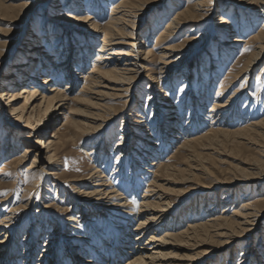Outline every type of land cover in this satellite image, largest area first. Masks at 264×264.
I'll use <instances>...</instances> for the list:
<instances>
[{
    "label": "bare ground",
    "instance_id": "obj_1",
    "mask_svg": "<svg viewBox=\"0 0 264 264\" xmlns=\"http://www.w3.org/2000/svg\"><path fill=\"white\" fill-rule=\"evenodd\" d=\"M16 1L0 0V24L3 21L5 22L7 17L16 15L15 12L21 11L26 15V20H17V27L19 28L16 32L17 38L14 41L16 47L20 41L21 44L23 43L22 49L19 51L22 53L23 58L21 61L19 59L16 62L15 67L10 69L9 74L0 77V112H10L19 125L16 126L22 128L23 126L20 127V124H24L23 128L26 129L27 133H22L24 136L21 138L12 135V133H10L11 135L8 134L7 136L10 138H7L0 145V158L26 146L23 152L11 157L10 163L15 168L20 169L25 165L30 155L36 152L34 162L28 168L32 171L35 170L39 175L54 178L57 176L55 171L58 161L55 147L58 143L61 144L63 133H73L69 140L66 139L68 142L77 138L76 134L78 132L81 139L89 133L105 128L104 123L111 122L112 117L107 119L109 115L116 116L122 109L125 110L124 107L132 98V91L136 87V82L142 78L144 71L148 69L150 62H152L151 58L154 57L152 51L145 53L149 30L145 33H137L138 29L136 30L135 23L138 12L148 6L150 7V5H155L159 0H120L112 5V13L106 26L100 25L98 22L100 18L97 14L93 17L92 14L88 13L87 16L81 19L89 26V34L87 33L84 40H77L68 34L67 31H70L68 24L73 20L68 22L67 20H59L54 16L55 18L52 17L50 20L51 23L61 22L60 25L65 24L64 27L68 29L67 31L57 30L59 34L56 38L57 44L60 43V41L58 42L59 38L64 41H61L57 48L47 47L48 37H51L52 34L50 36H47V33L44 32L41 34L39 29L32 32L31 41H26L29 37V32L26 30L31 14L41 5L46 7L50 0L31 2V4L30 0H23L15 4ZM112 1L114 0H64L63 2L61 0L54 2L53 0L50 3V8L54 12L61 10L64 16L74 15L73 19L77 20L78 18L75 15L80 12L84 10L91 12L94 8L102 10L104 3ZM224 1L240 3L239 7L242 9L253 8V14L244 18L240 16L239 12H236L239 25L233 28L228 24L227 30L223 33L224 36L217 37L212 48L208 50L209 55L203 56L202 60L196 62L195 65L193 63L191 67H186L185 71L179 70L182 68V64L189 60L191 56L190 54L188 56L184 55L179 60L176 59L177 62L170 61L179 52L178 47L171 44L175 43L172 37L176 36L187 24H194L192 32L197 33L195 27L199 20H196V18L204 12V8L211 1L191 0L193 4L185 10H177L174 18L167 22L166 28L161 32L158 42L162 43L163 47L165 43L171 45L168 44L162 51L160 64L163 65V68L160 69L159 78L154 79L153 84L157 88L153 89V94L150 95V100H154L153 106L154 113L157 114V121L149 125L145 120H142L139 114L140 107L137 106L136 111L130 112L131 114L127 113L125 119L129 120L124 121L127 123L124 128L126 129V135L122 137L120 143H117L115 149L118 150L119 154H125L129 157V165L132 168L129 175L126 173L128 176L125 179L128 183L123 186L124 190H117V188L112 187L109 176H106L104 170H102V166L107 165H104L102 159L111 158L110 156L113 154H110V144H98L93 151L88 150V152H85L88 157L95 154L96 159L102 158L98 167L95 168V171L86 179L84 184L86 190L91 192L85 194L82 203L78 201L79 198H77L78 200L74 198V202L69 193L65 195L66 200L64 201L67 202V205L71 204L70 208L67 209L69 210V218H66L71 224L66 226L61 224L62 221L59 222V220L55 224L48 221V224L52 226L50 227L48 224L45 225V222H40L38 231L45 229V226H49V230L51 229V232L39 231L42 235L35 232L36 228L29 227V231L25 234L23 240L18 241V237L14 238L18 244V249L15 252L12 251V254L7 257L8 250L10 251L13 247V244L11 247L6 240L9 237V232L6 229H8L7 227L10 226L11 222L7 220L0 222V264H21L24 262L25 264H35L36 262V264H123V262L124 264H188L190 260L200 256L208 255L207 257H210L222 252L224 248L226 250L230 249L241 239H249L254 232L263 231L261 224L264 221V195H261L255 203H244L241 209L234 212L232 210V194L237 191V188L232 191L231 188L233 187L230 186L233 182L237 183L239 179L226 182L228 185H223V183L211 184L212 186H209V188L212 189L203 192L202 198L205 197L206 199H203L204 204H202V208H199V211L203 210L210 216H208L205 223L198 225H191L188 222L187 228L181 230L182 221L187 220V218L183 219L182 214L174 217L176 210L173 207V199L182 194L183 190L167 189L165 185H175L177 187L193 183L198 176L197 173L211 177L210 170L206 168L205 162H203L204 155L198 152V150H212L205 148L208 141L214 147V143L219 138L239 137L241 140L246 141L248 145L257 146L256 142H258L260 136L264 137V122H252L244 128L241 125L236 131L231 130L232 127L237 126V122L242 121L245 117L242 119L237 112V94L224 101L227 98L222 96L223 93L219 98H216L214 108L209 112L213 120L210 123L211 128L209 131H206L203 135H200L201 133L198 136L191 135L194 131L196 132L206 125L207 119L203 114L212 93L213 74L217 70L215 66L217 64L216 58H219V61H225L238 45L247 44L250 40H253L252 43L256 44L255 50L242 71L250 73L264 54V21L263 28L256 36H252L250 40L242 37L244 32L252 30L258 23V18H264V0ZM220 5L226 12L225 2ZM4 33L5 31L0 29L1 37ZM100 34L104 35L102 45L95 51L93 43ZM231 36L235 37L231 39ZM41 41L43 42L42 46L39 44ZM25 42L27 43L25 44ZM2 46L1 43L0 55H2ZM13 55L15 53L8 52L7 58L3 60L4 64ZM90 59L93 60L94 67L84 73ZM3 62L1 63L0 59V69L4 67ZM176 63H178L176 72L170 77L166 76L169 74L167 71L175 67ZM180 76H183L184 82L182 84L185 88L193 87L195 82L197 84L196 91L187 96L185 101L187 100L186 105L196 111L198 110V115L191 113L192 115L187 122L182 119V115L179 117L177 111L180 108L171 103L172 98L170 97L173 90L172 84ZM2 80H6L7 85L1 84ZM170 80H172L171 85L168 84ZM64 83L66 85H63ZM78 85L80 86V92L75 96L73 92ZM19 88H22V90L18 92ZM7 97H9L8 103L4 105L3 102L2 104V100L6 101ZM20 100H23L24 103L18 105ZM125 100L127 101L124 102ZM72 104L84 107L82 111L75 113L76 116H79L80 121L65 122L62 128L56 130L55 126L58 118ZM121 104L122 108L118 111L117 105L120 106ZM136 119L140 121L138 122ZM130 121L135 124L138 122L140 128H134H137L140 132L129 133L127 131L129 127H133ZM51 130H54L53 136L47 138V133ZM13 133L16 132L13 131ZM182 137L184 141L177 146V155H171L166 164H161L162 160L159 165L155 162L151 163V167H158L157 170L149 171L148 163L152 159L161 158L171 149L175 144L174 142ZM66 138L68 137L66 136ZM125 139L129 143H124ZM257 147L263 160L258 161L259 165L249 166H261V168H255L257 171V174L254 175L255 178L248 171H243L242 174L253 178L246 177L248 180L253 181L256 179L264 182V144ZM180 152H188L187 160L191 164L187 171L189 172L186 176L188 178L183 179L184 181L182 180L181 183L175 182L172 177L183 174L186 170L172 168L173 166L170 164V160L175 159ZM158 172H165L166 178L160 179L161 176ZM152 173L154 179L148 183L144 194L137 200L138 207H136L137 205H133L131 199L139 196L138 192L143 186V182ZM3 174L0 171V177ZM242 182L244 181L239 180L237 185ZM247 183L252 182L245 181L242 184ZM220 188L221 190L226 189L223 192L225 193L224 199L221 201L216 199V191H220ZM210 192H213V194ZM71 199L72 202H70ZM7 200H0V205L7 203ZM137 201L135 202L137 203ZM74 203L80 205L81 212L77 216H69L70 210L72 211V207L75 205ZM233 203L235 202L233 201ZM207 205L209 207L206 208ZM44 206L41 205L43 210H36L38 216L45 214V212H49L53 216L50 208ZM197 206L198 203H191L186 210ZM221 206H224V208L221 212H218ZM186 210L185 212H187ZM86 213L87 215L84 216ZM188 213V216H190L188 220L191 221V217H194L195 213L192 211H188ZM3 217H0V221L3 220ZM87 219L90 220L83 226ZM195 221L194 223H196ZM32 225L36 226L35 224ZM134 225L136 226L135 229L132 227ZM169 229L174 233L167 232ZM77 231L80 234L77 239L72 237L71 241L62 243L61 246L55 248L57 245L54 242L56 241V235L66 233L67 236H71L75 235ZM150 232L153 233L151 236L149 235ZM108 233L110 236H108ZM148 236L150 237L145 240ZM249 241L247 247L252 248ZM212 247L213 249L216 247V249L209 250ZM251 248L247 251L250 253L249 256L252 257ZM171 250H185L187 253L182 255L176 252L175 254V251L169 252ZM20 251L24 252L25 255H20ZM263 258L264 256L258 254L255 257V262L259 260L260 264H264ZM202 261L204 260L202 259ZM255 262L249 261V264H255ZM225 264H230V262H225Z\"/></svg>",
    "mask_w": 264,
    "mask_h": 264
},
{
    "label": "rangeland",
    "instance_id": "obj_2",
    "mask_svg": "<svg viewBox=\"0 0 264 264\" xmlns=\"http://www.w3.org/2000/svg\"><path fill=\"white\" fill-rule=\"evenodd\" d=\"M21 1L23 0H17L15 4ZM40 1L42 0H34V1L30 0L29 2L31 4V2H40ZM52 1L53 0H50L46 7L43 5L39 6L31 14L30 20L28 22V27L26 30L29 32V37L26 39V41H31V37H33L32 32H35L36 30L39 29L41 34H43V32L47 33V36H50V34H52L51 37H48L49 41L47 47L57 48L58 44H60L62 41L59 38L58 42L60 41V43L57 44L56 42L57 41L56 38L59 35L57 33V30L62 29L67 31L68 29L64 27L65 24H63V26L60 25L61 22L56 21L51 23L50 20L52 17L55 18L54 16H56L59 20H67L68 22L70 20H73L68 24L70 27L69 28L70 31L69 30L67 31L68 34L72 35L77 40H84V38L87 36V33L89 34V26L87 25V23L85 24V22L81 19L87 16L88 13L92 14L91 16L93 17L98 15V17L100 18L98 21L100 25L106 26L107 23L109 22L110 14L112 13L111 12L112 5L114 3H118L120 0H114L106 4L104 3L102 10H96V8H94V10H92L91 12L84 10L80 12L78 15H75V17L78 18L77 20L73 19L74 15L64 16L63 13H61V10L55 12L51 10L50 3ZM55 1L56 0H54V2ZM63 1L64 0H61V2ZM209 1L211 2L206 8H204L203 10L204 12H202L200 16L196 18V20H199V22L195 27L197 33L192 32V30L194 29V24L191 25L187 24V26L184 29H181L176 36L172 37V40L174 39L173 41H175V43H171V44L175 47H178L179 52H177V54L175 53L177 56L171 58L170 61L177 62V60H179L181 56L184 55L188 56L189 54L191 56L189 60L185 61L184 64H182L181 66L182 68L179 71H183V70L185 71L186 67H191L193 63L195 65L196 62L202 60L201 58L203 56L209 55L208 50L212 48L213 44L216 41L215 39L217 37L224 36L223 33L227 30L228 24L233 28L239 25V20H237L238 18L236 12H239L240 16L244 18L247 17V15L253 14V8L242 9L241 7H239L240 3L237 2L230 3L224 0H209ZM224 2L226 5L225 7H227L226 12H224V8L220 5L221 3ZM178 3L179 5L177 6ZM192 4L193 2L191 3V0H159L155 3V5H150V7L148 6L146 9H143L142 11L138 12V18L136 19V23H135L137 27L136 30L138 29L137 30L138 34L145 33V31L149 30L148 31L149 39H148V44L145 46V50H146L145 53L152 51V53L154 54V57L151 58L152 62H150L148 69L144 71L142 78H140L138 82H136L135 85L136 87L132 91V98L130 99L129 103H127V105L124 107L125 110L122 109L116 116L109 115L107 119L112 117L110 119L111 122L108 123L105 122L104 123L105 128L95 131L93 133H89L87 136H84L81 139L79 137L80 133L78 132L76 134L77 138H75L73 141L70 142L66 141V139L69 140L70 139L69 137H71L73 133L72 134L70 133L66 134L67 132L63 133V136L61 137V144L58 143L57 147H55V149L57 150L56 155L58 159L56 163L57 169L55 171L57 176L54 177L55 179L51 176L39 175L38 172H36L35 170L32 171L28 168L31 164H33L37 154L36 152H33L30 155L25 165L20 167V169L15 168L14 165L10 163L11 157L13 155H17L23 152L26 146L21 147L12 154H7V156H3L2 158H0V171L4 173L0 177V200L8 199L7 203L0 205V217L4 216L2 218L3 220H1L0 222L5 220L11 222L10 226L7 227L8 229H6V231L9 232V237L6 240L8 244L11 245V247L12 244L14 247V248L12 247L10 251L8 250L7 257L12 254V251L15 252L18 249V244L14 238L18 237V241L23 240V237H25V234L29 231V227L36 228L35 232L42 235L41 232L39 231L51 232V229L49 230V228L52 226L51 224H48V221L53 222L55 224V222L59 220V222L62 221L61 224H64L66 226L71 224L67 221V219L69 218L68 217L69 210L67 209L70 208L71 204L67 205V202L64 201L66 200L65 195L66 193H69L70 196L73 198L74 202H75L74 198L76 199L79 198V200L78 199L77 200L82 203L85 194L91 192L86 190L84 184L86 179L89 178V176L95 171V168L98 167L102 158H99V160L96 159L95 154L93 156L88 157L85 155V152H88V150L93 151L98 144L100 143L103 144L107 143V145L110 144V154L113 153L110 156L112 159L109 157L104 158L105 160L102 159V161H104V165L107 164L106 166H102L103 167L102 170H104V174L106 176H109V180L112 187H115V189L117 188V190H124L123 186L126 183H128L126 179L127 176L131 173L132 168L129 165L130 164L129 157H127L125 154L124 155L119 154L118 150L115 149L117 143H120L122 137L126 135L125 133L126 129L124 128L126 127L127 123H125L124 121H128L129 119L126 120L125 118L128 112L130 113L133 112L134 110L136 111L137 110L136 107L138 106V108L140 107L139 114L142 117V120H145L149 125L150 123L153 124L154 122L157 121L156 120L157 114L154 113L155 112L153 106L154 100L153 99L150 100V95L153 94L152 90L157 88V86L153 84L154 79L159 78V73L161 71L160 69L163 68V65L160 64L162 51L169 44V43H165L163 47V44L162 43L160 44L158 40L160 38L161 32L166 28L167 22L172 20L176 15V11L179 9L185 10L187 7L191 6ZM15 14L16 15L14 16L12 15L9 18L7 17L5 22L3 21V23L6 24H3L2 22H1L2 24H0V29L5 31L2 37L0 36V44L1 43L3 44L1 50L2 55H0L1 63L5 58H7L8 52L15 53V55H13L8 61L6 60L7 62L5 61L6 62L5 64L3 62L4 67L3 68L1 67L0 69V77L1 76L4 77V75L9 74L10 69L11 68L13 69V67H15L16 62L19 61V59L21 61L23 58L22 53L19 52L22 49L23 43L21 44L20 41L18 46L16 47L14 45L15 44L14 41L17 38L16 32L17 29L19 28L17 27V23H18L17 20H26L25 19L26 15H24L23 12L21 11H18L17 13L15 12ZM263 21L264 18H260V19L258 18V23L252 28V30L244 32L242 37H244L246 40H250L252 36H256L259 33V31L263 28L262 25ZM103 37L104 35L100 34L95 39L93 43L95 51L99 48V46L102 45ZM233 37L235 36H231V39ZM252 41L253 40H250L249 43L247 44L243 43L238 45L235 49H233L232 53L225 61H219V58H216L217 64L215 66L217 67L216 68L217 70L213 74L214 84L212 87V93L210 95V101L206 105L203 114L206 117L205 119H207L206 125L204 127H201L198 131L196 132L194 131L191 134L192 136L193 135L198 136L200 133H201L200 135H203L206 133V131H209V129L211 128L210 123L213 121L211 119V115L209 112L212 110V108H214V103L217 101L216 98H219L221 93H223L222 96L224 98H227L224 101L229 100L232 96L237 94L236 95L237 112L240 114L242 119L245 117L242 121L237 122V126L235 125V127H232L231 129L232 131L238 130L239 126L241 125L244 128L247 125L252 124V122L254 123L264 122V54H262L259 63L257 64L256 67L252 69V71H250V73L242 72L256 47V44L252 43ZM26 43L27 42H25V44ZM39 44L40 46H42L43 42L41 41ZM92 59H90V62H88V64L86 65L84 69V73H87L90 69L94 67ZM177 65L178 63H176L175 67L171 68V70L167 71V73L169 74H167L166 76L170 77L173 73H175L178 67ZM182 77L183 76H180L179 77L180 79L178 78V80L172 84L173 90L171 91L170 97L172 98L171 103L176 105L177 108L178 107L180 108L177 111L179 117L182 115V119L186 120L187 122L189 121V118L192 115L191 113H193V115L196 116L198 115L197 114L198 110L196 111L194 108H191L189 105H186L187 100L185 101V99H187V96H190V94L196 91L197 84L195 82V85L193 87L189 86L185 88L182 84L184 82ZM171 82L172 80L168 81V84L171 85ZM6 83H7L6 80L1 81V84L7 85ZM63 85H66V83H64ZM19 90L21 91L22 88H19L18 92ZM79 92H80V86L78 85V87L75 88L73 94L76 96ZM8 101H9V97H7L6 101L2 100V104L4 102L5 105L8 103ZM126 101L127 100H125L124 102ZM23 103L24 101L20 100L18 102V105H21ZM122 104L120 106L117 105L118 111L122 108ZM83 109L84 107H81L76 104H72L71 107H69V109L66 110L65 113L63 112L62 116L58 118V122L55 126V129L57 130L62 128L64 123L68 121L70 122L76 120L80 121L79 116H76L75 113L77 111L80 112ZM136 120H138V122L140 121L139 119ZM131 121L130 124L133 127H129L127 131H129V133L140 132L137 128H134V127H139L138 122L135 124L132 123ZM16 125H18L17 121L14 120V117L11 116L10 112H5V113L4 111L0 112V145H2L7 138H10L9 136H7L10 133H12V135H17L20 138L24 136L22 133H27L26 129L23 128L24 124H20V127L23 126L22 128H19L18 127L19 125L18 126ZM13 131L16 133L14 134ZM53 131L54 130H51L50 132L48 131L47 138L53 136ZM135 135L137 136V134ZM66 136L68 138H66ZM240 140L241 138L239 137L237 138L228 137V139L219 138L217 142L214 143V147L210 145L211 143L209 141L206 143L205 148L212 150H198L199 153L205 156V157L203 156L204 158L203 162H205L206 168L210 170L211 177L209 176L207 177V175L203 176L202 174L197 173L198 176L195 178L193 183L185 184L183 186L179 185L177 187L175 185H167L164 183L167 189L176 188L177 190L178 189L183 190L182 194H180L178 197H174L173 199L174 201L173 207L176 210L174 217L177 215L180 216V214H182L183 219L187 218L188 220V218L190 217L188 216L189 214L188 211H192L193 213H195V216L191 217L192 223L190 219L188 221L186 219L182 221L183 224L180 230L187 228L188 222L191 225L192 224L198 225L200 223L206 222L210 214L208 215L205 211L203 212V210L199 211V208H202V204H204L202 201L203 199H206L205 197L202 198V196L204 195L203 192L207 191L208 189H212L209 188V186H212L215 183L216 184L223 183V185H228L226 182H229L234 179H239L244 182L245 181L252 182L247 184H242L244 183L242 182L241 184L237 185V183L239 182L238 180L237 183L233 182V184L230 186L233 187L231 188L232 191H235L237 188V191L232 194L233 198H232L231 206H233L232 209L233 212L241 209L244 203L257 202L259 197L261 195H264V193L263 194L261 193L264 192V182L256 179H254L253 182L252 180L247 179V178L253 179L251 176L247 177L244 174H242L243 171L245 172L248 171V173H250V175H253L254 177V175L257 174L255 168L256 169L259 167L261 168V166H249V165H257V164L259 165L260 163H258V161L263 160L260 156L257 146H263L264 137L260 136L258 142H256L257 146L255 145L250 146L247 144L246 141L244 140L240 141ZM183 141L184 138L182 137L178 141H175L174 142L175 144L171 147V149L167 153L162 155L161 158H158L156 160L152 159V161L148 163L149 164L148 169L150 168L149 171L155 169L157 170L158 166L156 167L150 166L151 163L153 162L157 163L158 165L161 160H162L161 164L168 163V158L171 155H177L176 154L178 151L177 146L182 144ZM124 143H129V142L128 140L125 139ZM116 151L117 153H115ZM187 155L188 152H180V154L176 156L175 159L170 160V164L173 166L172 168H176V169L179 168L180 170H186V172H184L183 174L175 175L172 177V179L175 182L181 183L183 179L186 180V178H188L186 177L189 174V172L187 171L189 170L188 168L191 166V164L187 160L188 157ZM158 174L161 176L160 179L166 178L165 172L164 173L158 172ZM152 179H154L153 173L148 175L147 179L143 182V186L140 188L138 192L139 196L133 197V199H131L132 204L135 206L137 205L136 207H138L137 200L139 199L140 196L144 194L146 187H148L147 186L148 183ZM239 188L242 189L240 190ZM225 190L226 189L221 190L220 188V191L218 192L216 191V199L220 201L223 200L225 196V193L223 192ZM210 193L213 194V192ZM135 201H137V203ZM233 201L235 203H233ZM70 202H72V199L70 200ZM194 202L198 203V206L186 210L188 208V205L190 206L191 203ZM74 204L75 205H73L72 211L70 210L69 216H73V215L77 216L78 213L81 212L80 205H77L78 203H74ZM41 205H45L44 207H49L50 210L52 211L53 216H51L49 212L48 213L45 212V214H41L40 215L41 217L38 216L36 210L37 211L43 210L41 209ZM205 207L207 208L209 207V205ZM223 208L224 206H221L218 209V212H221ZM185 210L187 212H185ZM85 215H87V213L84 214V216ZM89 220L90 219H87L86 222L83 223V226ZM194 220H196L195 221L196 223H194ZM40 222L43 223L45 222L46 223L45 225L48 224L50 225V227L49 226L46 227L44 225L45 229L47 228V230L40 229L38 231L37 229L39 227ZM32 224H35L36 226L34 227V225ZM261 225H262L261 229L263 228V231L254 232L251 238L241 239L238 243H236L235 246L227 250L226 248H224L222 252L214 254L213 256L207 257L208 255H204L194 260H190L188 264H193V263L197 264L198 262H199L198 264L200 263L225 264V262L226 263L230 262V264H241V263L249 264V261L255 262V257H257L258 254L264 256V227H263L264 221L262 222ZM66 226L64 227L66 228ZM132 227L133 229H135L136 226L134 225ZM169 231L173 232L171 229H169L167 232ZM152 232L154 231L152 230ZM152 232L149 233L150 236L151 234H153ZM79 235H80L79 231H77L75 235H71V236L70 235L67 236L66 233L56 235L57 242L56 241L54 242L57 245L55 248H58L59 245L61 246L62 243H67L68 241H71L72 237L77 239ZM108 236H110L109 233ZM150 236L144 239L147 240ZM248 241L252 245V248L250 247L252 249V257L249 256L250 253L247 251L250 250V248L247 247ZM143 244L145 245V242ZM221 247L223 248V246ZM214 249H216V247H214ZM214 249L212 247V249L210 248L209 250L212 251ZM173 251H175V254L176 252L182 255L187 253V251L185 250L184 251L171 250L169 252H173ZM20 255L23 256L25 254L24 252L22 253V251H20ZM38 255H42V254H38ZM202 259L204 261H202ZM21 264H25V262ZM255 264H260L259 260L258 262H255Z\"/></svg>",
    "mask_w": 264,
    "mask_h": 264
}]
</instances>
